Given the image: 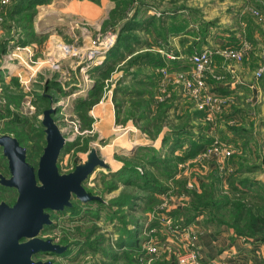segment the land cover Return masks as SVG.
I'll use <instances>...</instances> for the list:
<instances>
[{"label":"rangeland","instance_id":"rangeland-1","mask_svg":"<svg viewBox=\"0 0 264 264\" xmlns=\"http://www.w3.org/2000/svg\"><path fill=\"white\" fill-rule=\"evenodd\" d=\"M222 26L227 41L210 47ZM189 31L178 59L172 37ZM203 51L210 59L202 84L187 89L191 58ZM233 63L264 78V0L0 4V133L20 131L35 165L45 146L43 112L53 108L65 139L59 173L91 149L105 163L83 183L97 202L72 198L39 235L67 252L35 260L264 264V134L248 121V92L240 101L228 90L233 78L217 70ZM15 197L0 191V201Z\"/></svg>","mask_w":264,"mask_h":264},{"label":"water","instance_id":"water-1","mask_svg":"<svg viewBox=\"0 0 264 264\" xmlns=\"http://www.w3.org/2000/svg\"><path fill=\"white\" fill-rule=\"evenodd\" d=\"M53 113V108L43 112L45 146L36 169L27 162L26 149L14 137L0 134L10 175H0V184L17 192L12 205L0 202V264H55L52 260H35L39 254L61 257L67 248L39 237L45 227L55 226L50 214L69 207L72 198L83 205L98 199L86 192L83 183L96 168L105 166L104 161L91 149L85 162L69 173H59L57 161L65 139L51 117Z\"/></svg>","mask_w":264,"mask_h":264},{"label":"crops","instance_id":"crops-1","mask_svg":"<svg viewBox=\"0 0 264 264\" xmlns=\"http://www.w3.org/2000/svg\"><path fill=\"white\" fill-rule=\"evenodd\" d=\"M221 21L225 22L222 19H221ZM228 21L224 24H227ZM191 27L195 28L196 25L190 24L189 28H191ZM224 29H225V27L222 26L220 29L221 33L219 35L217 34L218 36H216L214 39H212V41H211L212 44L209 45L210 47L219 46L220 44H222L224 42L223 40L227 41L226 38H223L226 36V32L224 31ZM191 33L192 32L189 31L188 34H183L180 36L172 37L173 40L176 37L178 38L177 40H175L174 45H180V46H175V51L178 52V59L182 58L184 56L183 55L184 52L182 53L180 51V47L182 45L185 46L189 42L191 43V40L194 37V36H190ZM209 34L211 35L212 32ZM252 34L253 35L255 34V36L257 34V32L255 30H253V28H252ZM208 38L211 39L210 37H208ZM180 39H182V40H180ZM179 41H180V43H179ZM206 41H207V39H206ZM217 70L224 73L229 81H232V78H233V82H228L229 84L227 83L230 87L228 90L230 92H235L237 97H240L239 92H245V91L248 92V98L249 99H247V102H248L247 104L250 108V114L248 115V121H250V124H253V125L257 123L259 125L258 126V131H259L258 134H264V78L262 80L256 81L254 79L253 72L250 69L246 70L242 66H240L238 64H234V63L231 65L228 64L226 67L220 65L217 67ZM239 100L242 101V98L240 97ZM244 102L245 101H243L242 103L244 104ZM239 107H241V106H239ZM253 115H255V116L253 117ZM261 124H262V126H261Z\"/></svg>","mask_w":264,"mask_h":264},{"label":"built area","instance_id":"built-area-1","mask_svg":"<svg viewBox=\"0 0 264 264\" xmlns=\"http://www.w3.org/2000/svg\"><path fill=\"white\" fill-rule=\"evenodd\" d=\"M9 0H0V4L4 5ZM207 51L195 53L191 58V63L195 67V71L191 74L190 79L184 82V85L187 89H190L191 86L201 85L202 81L200 79V73L207 67V63L209 62V54ZM239 57V55H233ZM187 259H192V254L188 253L180 257L181 263H186Z\"/></svg>","mask_w":264,"mask_h":264},{"label":"trees","instance_id":"trees-1","mask_svg":"<svg viewBox=\"0 0 264 264\" xmlns=\"http://www.w3.org/2000/svg\"><path fill=\"white\" fill-rule=\"evenodd\" d=\"M17 1H24V0H17ZM5 5V4H4ZM1 6H3V5H1ZM42 126V125H41ZM43 127V126H42ZM16 132H18L17 134H15ZM13 131V132H11V133H13V134H15L14 136H12V137H14L17 141H18V143H19V145L21 146V140L19 141V139H18V134L20 133L21 134V132L20 131ZM44 132V131H43ZM1 135H10V134H2V133H0ZM22 135H24V134H22ZM21 135V136H22ZM11 136V135H10ZM23 147V146H22ZM0 149H1V147H0ZM1 152H2V149H1ZM1 158L3 159V160H5L6 161V164H7V159L3 156V154L1 155ZM27 158V157H26ZM27 160V159H26ZM28 162V161H27ZM30 164V163H29ZM32 165V164H31ZM35 169L37 168V164H33L32 165ZM5 170H6V175H3L2 173H0V175H2V176H4L5 178H8L10 175H9V171H8V167H7V165H6V167H5ZM131 173H133L134 171H130ZM5 189H10V190H15V192H16V189L15 188H8V187H5V186H2L1 184H0V191H3V190H5ZM16 197H17V192H16ZM16 197H15V199H16ZM15 199H14V201H15ZM14 201L12 202V203H7V202H5L6 204H8L9 206L10 205H12L13 203H14ZM0 202H2V200L0 201ZM4 202V201H3ZM92 203H94V202H97V199H93L92 201H91ZM91 202H89V203H91ZM86 205V204H85ZM71 206V205H70ZM70 206L69 207H65V208H70ZM64 208V209H65ZM51 215V214H50ZM51 219H52V215H51ZM258 220V222L260 221L259 219H257ZM257 220H255V218H253V220H252V223H254V224H256L257 223ZM50 239V238H49ZM52 240V239H51ZM52 242L54 243V244H56L53 240H52ZM58 245H61V246H67V248H66V250L63 252V254H65L66 252H67V250H68V245H64V244H58ZM47 255H51V256H55V255H53L52 253H48ZM62 256V255H61ZM53 261V260H52ZM54 262V261H53Z\"/></svg>","mask_w":264,"mask_h":264}]
</instances>
